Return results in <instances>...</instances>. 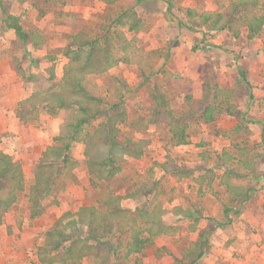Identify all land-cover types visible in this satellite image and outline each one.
Wrapping results in <instances>:
<instances>
[{"label": "rangeland", "instance_id": "1", "mask_svg": "<svg viewBox=\"0 0 264 264\" xmlns=\"http://www.w3.org/2000/svg\"><path fill=\"white\" fill-rule=\"evenodd\" d=\"M260 1L264 5V0ZM229 2L172 0L169 10L165 0H0V147L22 166L26 188L3 215L0 264H43L38 248L44 243L45 232L63 214L81 206L100 205L103 193L125 195L141 187L147 196L144 204L163 208V222L175 230L158 237L154 246L131 257L127 264H135L140 256L136 264H176L206 228L208 242L195 264H264V132L256 124L235 132L241 117L264 121V26L252 40L245 28L234 37L228 30L185 26L191 21L189 9L221 12ZM4 11L20 18L26 42L5 27ZM260 13L264 15V6ZM134 21L139 27L130 30ZM32 32L42 39L36 49L30 42ZM79 35L90 42L109 39L114 59L120 60L106 73L88 76L86 91L104 97L106 105L120 102L125 108L127 119L120 126L118 141L142 139L147 144L139 158L124 156L121 172L111 182L93 186L84 166L72 174L56 171L49 194L41 200L42 214L30 219L27 189L42 153L54 143L63 116L49 117L41 111L31 121L33 113L24 115L30 109L24 102L33 91L26 77L46 78L52 67L60 80L67 64L63 50ZM240 66L251 86L249 90L243 85L241 94L231 101L239 115L231 117L222 108L213 123L205 124L200 114L194 113L193 102L201 97L203 83L232 88ZM166 112L185 125L186 144L178 145L172 138ZM153 118L156 120L150 123ZM100 120L93 121L89 131ZM130 123L139 129H132ZM83 149L82 144L74 145L70 156L85 159ZM224 154L234 160L227 162ZM243 161L249 162V168H244ZM164 163L174 165V170L164 169ZM228 167L238 175L231 177V183L250 189L248 201L231 200L220 181ZM207 169L215 174L213 182L201 178ZM181 170L184 175L177 180L171 171ZM140 202L124 199L122 207L135 211L142 206ZM174 207L200 211L202 219L196 229L173 214ZM226 207L231 209L227 214ZM209 221L225 225L208 227ZM121 240L124 244L126 235ZM81 264L96 263L85 258Z\"/></svg>", "mask_w": 264, "mask_h": 264}, {"label": "trees", "instance_id": "2", "mask_svg": "<svg viewBox=\"0 0 264 264\" xmlns=\"http://www.w3.org/2000/svg\"><path fill=\"white\" fill-rule=\"evenodd\" d=\"M136 1L139 3L147 0ZM171 1L165 0L169 10ZM260 2V0H230L221 12L198 13L189 9L188 16L191 21L185 26L200 30L206 28L213 32L228 30L234 37H237L241 28H245L247 38L252 40L259 35L264 26V15L258 14L260 8L264 6ZM3 14L5 27L13 30L19 40L26 42L27 35L20 18L5 11ZM134 22L135 24L131 23L129 26L130 30L138 29V20ZM179 24L184 25L182 21ZM31 36L30 42L36 49L42 44V39L36 32L34 34L32 32ZM78 37L75 36L72 45L69 44L71 46L63 50L62 56L67 59V64L60 80L56 79L52 67L48 69L46 78L41 79L35 75L26 77V81L33 85V91L24 102L30 104L29 111L24 115L33 113L31 121L38 118L41 111L49 117L63 116L58 134L53 138L54 143L42 153L34 169V181L27 189L26 198L30 219L42 214L41 200L49 194L56 171L65 170L66 173L72 174L76 168L84 166L93 186L111 182L121 172L124 156L139 158L147 144V141L144 142L142 139L118 141L120 126H124L127 119L125 108L120 102L106 105L104 97H95L88 94L85 89L84 83L88 76L106 73L120 62L113 57L111 42L107 38L102 41V44L99 40L90 42L82 35ZM237 73L239 77L232 88H224L207 81L203 83L201 97L193 102L194 113H199L205 124L213 123L222 108L231 117L239 115L237 107L231 101L241 94L243 85L250 90L251 84L244 68L240 66ZM248 96L250 99L253 98L250 92ZM118 105L120 106L118 111L113 110L117 109ZM165 115L168 117L167 124L172 138L177 139L178 145L186 144L185 125H180L179 121L174 120L171 112H166ZM99 118L100 122L92 131H89L93 121ZM23 120L27 119L23 118ZM155 120L151 119L150 123ZM133 123H130L131 128L139 129ZM248 124L261 125L264 132V121L244 117H241L235 132L239 134L247 131ZM146 127L147 125H144L142 129L145 130ZM76 144H82L84 148L82 156L85 159L70 156L72 147ZM224 158L227 162L234 160L229 154H224ZM243 166L249 168L250 164L243 161ZM162 167L166 170H174V165L168 163H164ZM171 172L177 180H181L184 175L183 170L175 174V171ZM226 172L221 176L220 181L229 191L231 200L248 201L251 196L250 189L231 183V177H238L234 169L228 167ZM189 174L190 171H186V175ZM201 178L210 183L214 181L215 174L211 169H207ZM25 191L22 166L0 147V224L3 222V215L16 203L18 195ZM146 198L144 187L129 191L125 195L103 193L102 199L98 201L100 205L81 206L75 212H66L50 230L45 232L44 243L38 248L40 261L43 264H81V260L89 258L96 264H127L131 257L142 255L145 249L154 246L158 237L175 230V227L165 224L162 220V215L166 211L159 206L149 208L147 204H144ZM124 199L140 200L142 206L135 208V211L123 209ZM240 207L241 205L238 207V213H240ZM171 211L191 222L193 229H196L199 220L202 219L197 209L174 207ZM230 211L229 207L224 208V213L227 214ZM227 218V222H230L229 216ZM209 222L208 227L210 224L214 227L215 224L225 225L215 221ZM206 229L199 232V239L185 251L182 258L176 259L174 263L195 264L202 258L208 242ZM125 235L127 240L121 244L123 242L121 237ZM141 258V256L136 258L134 263L141 261ZM185 260L187 262L184 263Z\"/></svg>", "mask_w": 264, "mask_h": 264}]
</instances>
